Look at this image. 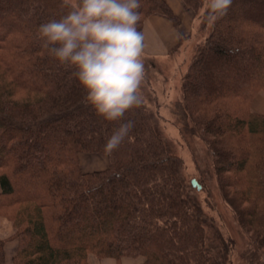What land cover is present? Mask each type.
I'll return each instance as SVG.
<instances>
[{
  "label": "trees",
  "instance_id": "16d2710c",
  "mask_svg": "<svg viewBox=\"0 0 264 264\" xmlns=\"http://www.w3.org/2000/svg\"><path fill=\"white\" fill-rule=\"evenodd\" d=\"M146 1L152 4L148 14L177 22L164 0L139 3ZM182 1L195 13L203 7V0ZM68 5L66 0H0V210L21 204L12 264H89L90 256H139L143 264H226L232 243L218 230L214 240L207 234L208 219L163 134L152 97L142 95V105L126 114L125 121L134 124L128 137L111 155L104 154L119 124L96 114L73 70L60 66L37 36L39 26L60 19ZM261 14L264 0H233L196 48L183 83V110L215 158L221 188H243L230 194V204L239 202L233 207L253 234L250 264H264V253L257 256L264 250V115L248 106L264 88ZM203 70L204 84L199 83ZM18 89L25 95L18 97ZM230 97L240 104H226ZM81 155L107 156L110 166L84 173ZM33 162L34 194H18L15 177ZM244 203L248 207L241 208ZM0 264H6L2 240Z\"/></svg>",
  "mask_w": 264,
  "mask_h": 264
},
{
  "label": "rangeland",
  "instance_id": "374dc122",
  "mask_svg": "<svg viewBox=\"0 0 264 264\" xmlns=\"http://www.w3.org/2000/svg\"><path fill=\"white\" fill-rule=\"evenodd\" d=\"M66 2L74 5L77 3V0H66ZM182 3L194 15L193 31L189 37H183L180 45L168 54L152 55L146 52V49L144 50L143 62L145 66V78L141 92L142 95L148 94L152 97L151 105L159 113L160 127L163 134L171 143L174 152L183 162L182 171L186 182L192 186V181L196 180L202 187L199 191L192 186L195 190L192 192L200 203L206 219H208L209 226L207 225V234L211 237V240H214L216 231L218 230L224 239L227 240V244L229 242L232 243L228 251H225L227 257L226 264H250L251 257L247 253L248 251L256 250L253 234L247 230V227H244L240 223L238 212L234 209L236 203L239 204V202H233V205L230 204V194L232 193L233 195L234 192L236 193V190L241 191L243 188L232 186L225 189L228 192V196L225 194V190L223 191V188H221L216 173L215 158L208 144L200 138L194 129L190 116L185 114L183 110L184 79L190 71L196 48L207 39L211 25L207 24L203 27L202 17L206 11L204 6L198 13H195L193 10L187 8L183 1ZM140 5L138 30L142 33L144 32L147 20L155 16L168 18L177 27L181 25V21L174 13L177 22L164 14H148L149 6L152 4L147 1ZM260 17L264 20L263 14ZM17 27H19V24L17 25L16 23L14 28ZM202 73V80L199 83L204 84L208 73L206 70H203ZM18 91L20 93L18 97H22L26 93L22 89H18ZM152 99H155V104ZM225 102H227L226 104L234 102V104H240L239 99L236 97H230ZM248 106L252 112L253 107H260L264 111V88L253 96ZM33 164L34 167L32 169L29 168L25 173L15 177V188L18 194H34L36 183L32 182V177L37 171V164L35 162ZM80 165L84 173H91L106 170L110 166V160L107 156L103 155H81ZM2 172L3 170L0 169V173ZM246 206L248 207V203L242 204L241 208H245ZM4 207V209L0 210V240L4 241L5 244L6 264H12L19 244L16 238V227L14 225L15 213L18 212L21 204ZM258 252L260 254L257 253V256L261 257L264 250H259ZM88 262L89 264H143L144 258L139 256L123 257L117 260L114 258L90 256Z\"/></svg>",
  "mask_w": 264,
  "mask_h": 264
},
{
  "label": "clouds",
  "instance_id": "9594fccd",
  "mask_svg": "<svg viewBox=\"0 0 264 264\" xmlns=\"http://www.w3.org/2000/svg\"><path fill=\"white\" fill-rule=\"evenodd\" d=\"M233 0H203L209 25L228 14ZM139 0H77L69 11L39 26L41 46L85 91L87 104L105 121L119 126L107 138L111 155L128 137L126 114L143 103L144 36L138 30ZM124 121V122H122Z\"/></svg>",
  "mask_w": 264,
  "mask_h": 264
},
{
  "label": "crops",
  "instance_id": "0c3cea01",
  "mask_svg": "<svg viewBox=\"0 0 264 264\" xmlns=\"http://www.w3.org/2000/svg\"><path fill=\"white\" fill-rule=\"evenodd\" d=\"M181 25L175 26L171 20L155 16L147 20L143 36L146 52L149 54H168L175 50L183 37H189L193 31L194 15L187 10L181 0H165ZM254 106V105H253ZM253 112L263 114L260 107L252 108ZM1 189V188H0Z\"/></svg>",
  "mask_w": 264,
  "mask_h": 264
},
{
  "label": "water",
  "instance_id": "95a60500",
  "mask_svg": "<svg viewBox=\"0 0 264 264\" xmlns=\"http://www.w3.org/2000/svg\"><path fill=\"white\" fill-rule=\"evenodd\" d=\"M192 186L197 188L199 191L202 189V187L198 184V182L196 180L192 181Z\"/></svg>",
  "mask_w": 264,
  "mask_h": 264
}]
</instances>
